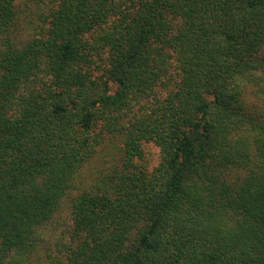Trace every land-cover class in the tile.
<instances>
[{
	"label": "trees",
	"instance_id": "16d2710c",
	"mask_svg": "<svg viewBox=\"0 0 264 264\" xmlns=\"http://www.w3.org/2000/svg\"><path fill=\"white\" fill-rule=\"evenodd\" d=\"M0 264H264V0H0Z\"/></svg>",
	"mask_w": 264,
	"mask_h": 264
},
{
	"label": "rangeland",
	"instance_id": "374dc122",
	"mask_svg": "<svg viewBox=\"0 0 264 264\" xmlns=\"http://www.w3.org/2000/svg\"><path fill=\"white\" fill-rule=\"evenodd\" d=\"M145 150H146L147 157H148L149 168L151 169L154 165L158 163L159 150L152 144H147L145 146ZM95 167L98 168L99 166L95 165ZM88 173L89 174L91 173L90 170L88 171Z\"/></svg>",
	"mask_w": 264,
	"mask_h": 264
}]
</instances>
